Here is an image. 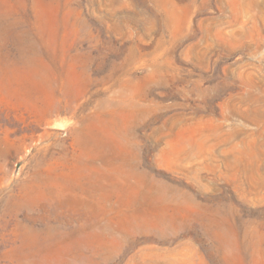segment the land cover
<instances>
[{
  "label": "rangeland",
  "instance_id": "1",
  "mask_svg": "<svg viewBox=\"0 0 264 264\" xmlns=\"http://www.w3.org/2000/svg\"><path fill=\"white\" fill-rule=\"evenodd\" d=\"M0 264H264V0H0Z\"/></svg>",
  "mask_w": 264,
  "mask_h": 264
}]
</instances>
